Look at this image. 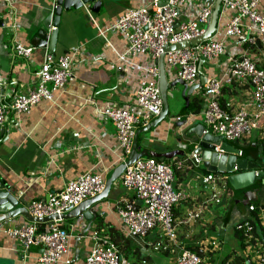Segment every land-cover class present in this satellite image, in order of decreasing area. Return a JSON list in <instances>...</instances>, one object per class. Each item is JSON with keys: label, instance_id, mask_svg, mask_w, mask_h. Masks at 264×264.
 <instances>
[{"label": "crops", "instance_id": "1", "mask_svg": "<svg viewBox=\"0 0 264 264\" xmlns=\"http://www.w3.org/2000/svg\"><path fill=\"white\" fill-rule=\"evenodd\" d=\"M49 1L17 0L15 12H12L0 0V78L3 88L26 92L36 82L46 50L35 48L29 59L16 55L12 51L13 34L9 22L13 20L17 23L15 39L25 46L31 45L32 37L48 14L44 8ZM141 1L100 0L97 12L90 10L92 3L76 10H62L54 55L76 52L73 58L76 79L55 93L54 103L41 101L28 114H9L6 116V126L3 123L0 129V178L5 180L15 195L26 201V205L32 200H46L49 193L59 191L66 181L82 173L92 172L105 177L121 162L114 152L115 129L110 121L105 122L99 117L97 109L107 102L132 105L133 94L126 79L134 81L137 72L131 70L125 76L121 71H112L111 65L117 64L113 49L122 52L126 44L116 32L100 36L96 25H108L117 14L137 7ZM86 9L90 10L91 18ZM260 9L264 10V1ZM260 47H264V40L249 50L250 55L257 56ZM135 59L143 64L148 62L147 56H137ZM220 62L209 64L211 68L207 70L202 64L201 69L207 76L226 77V56L221 57ZM167 79L168 82L175 80L169 76ZM181 89L176 86L171 89L176 94L171 97L173 101H168L169 118L142 138L139 137H148L149 142L143 145L148 150L164 154L172 150L184 152L183 155L164 159L173 168L174 189L182 193L173 209L176 241L170 242L159 229L152 230L144 241L125 236L116 206L119 201L132 198L133 194L123 187L121 177L113 182L107 199L95 205V210L101 211L97 218L101 217L105 225L99 234L113 240L125 257L137 264H175L179 247L194 248L199 244L205 246L202 255L204 264H221L228 258L232 259V256L240 257L244 264H254L264 251V230H251L250 235L245 237V247L242 249L236 224L246 220L256 206L258 216L264 217V189L253 193L256 203L241 202L238 198V195L241 198V194L228 184L226 174L208 172L202 164L196 166L193 163L191 154H187L193 149V138L185 133L202 122L198 113L186 112L187 105L181 98ZM199 92L201 97L193 92L189 102L194 98L202 102V88ZM81 99L94 100V109H81ZM249 99L248 84L224 80L219 96L222 107L236 110ZM181 115L188 116L186 123L172 129V122ZM242 141L233 145L242 151L244 159L254 161L257 156L264 158V118H261L258 128L250 137ZM208 174H212L213 179L206 181ZM261 180L256 178L254 182ZM249 205H254L255 209L250 211ZM97 218L84 234L82 243L77 238L87 225L84 220L60 222L71 234L74 264H82L89 254L92 247L90 236L97 231ZM26 223L30 222L16 216L3 221L1 226ZM260 223L264 228V218ZM76 249L78 254L75 259ZM40 254L41 250L37 247L24 251L17 241L0 231V264H38Z\"/></svg>", "mask_w": 264, "mask_h": 264}, {"label": "built area", "instance_id": "2", "mask_svg": "<svg viewBox=\"0 0 264 264\" xmlns=\"http://www.w3.org/2000/svg\"><path fill=\"white\" fill-rule=\"evenodd\" d=\"M208 1L142 0L137 7L117 14L108 25H96L100 36L116 32L126 44L122 52L113 49L117 64L111 65L112 71H121L125 76L131 70L137 72L134 81L129 82L130 79L125 78L132 90V105L107 102L97 109L99 117L105 122L110 121L115 129L114 152L121 162L130 152L136 130L152 122L162 112L156 63L160 55H163L166 77L181 79L189 86L199 82V63L219 64L220 58L226 56L227 76L208 75L201 87L203 100L198 114L204 133L221 135L224 141L234 144L250 137L258 128L261 118H264V47L259 48L257 56L249 53L251 48L264 40V10L260 9L264 0H220L215 30L208 39L195 45L164 51L165 46H174L204 35L212 12V4ZM2 2L15 12L17 0ZM86 13L91 18L89 9H86ZM9 28L13 34L12 51L29 59L35 48L15 39L17 23L13 20L9 22ZM75 54L66 52L55 56L46 50L37 80L26 92L3 88L0 78V129L9 114H28L41 101L54 103L55 93L77 77L73 61ZM137 56H147L148 62L143 64L136 61ZM224 80L248 84L249 101L236 110L222 107L219 96ZM81 101V109H94V100ZM144 142L148 143L149 140L141 142L142 148L145 147ZM238 155H242L241 150ZM191 158L196 166L201 164V157L197 153L192 152ZM120 179L123 187L133 194L132 198L123 199L116 206L125 236L144 241L152 230L159 229L165 238L175 242L173 209L182 193L173 187L171 164L151 156L140 157L125 166ZM205 179L212 180V174H208ZM103 188L104 177L101 174L82 173L66 181L59 191L49 193L46 200L28 202L26 208L31 216L39 218L60 215L68 208L99 194ZM248 209L252 211L255 206L249 205ZM263 218V215L259 216L260 220ZM60 222L54 220L44 223L42 228L34 222L0 226V231L17 241L24 251L30 247L40 248L38 264H74L71 234ZM236 228L244 229L247 233L252 230L249 222H239ZM90 238L92 247L82 264H135L121 253L118 245L109 237L96 232ZM204 253V244L194 248L181 246L175 264H204ZM254 264H264V251Z\"/></svg>", "mask_w": 264, "mask_h": 264}, {"label": "water", "instance_id": "3", "mask_svg": "<svg viewBox=\"0 0 264 264\" xmlns=\"http://www.w3.org/2000/svg\"><path fill=\"white\" fill-rule=\"evenodd\" d=\"M212 4V12L209 18L207 29L203 36L191 41L182 42L180 44L171 46H165L164 51L175 50L186 47L188 45H195L200 41L208 39L215 30L216 19L218 16V10L220 0H209ZM92 3L90 10L97 12L100 6V0H51L44 8L48 12L47 16L41 23V28L37 30L32 37L30 44L34 48H43L50 54L54 55L55 45L58 36V27L60 21V15L62 10L69 11L70 9H80L85 5ZM53 27V29L51 28ZM159 69L158 87L160 99L162 102V112L152 122L146 126L137 129L131 144V149L128 156L124 161L120 162L116 167L110 170L104 177V188L99 194L90 197L78 205L68 208L60 215L53 214L46 217L31 216L26 208V201L19 198L10 190L9 185L4 179L0 178V226L3 221L10 220L11 217L22 216L27 222L44 224L51 221H63V220H84L87 225L82 234L77 238V241L81 240L84 234L89 230L93 220L101 213L100 210H95V205L107 199L108 193L111 189L113 182L121 177V174L126 165L133 163L140 157L151 156L164 161L165 158H171L175 155H183L184 152L178 150H172L169 153H157L147 148L141 147V141L139 137L150 132L152 128L165 121L170 115L169 99L174 95V91L171 90L176 85L180 86L181 98L185 101L186 105L189 103V97L195 91L200 89L206 81L207 75L202 71L201 67L203 63L198 65L199 82L188 86L187 83L181 79H175L172 82H168L163 64V55L157 60ZM178 88V87H176ZM176 93V92H175ZM188 116L181 115L175 122H172V129L176 126H181L186 123ZM7 118H5L4 127L6 126ZM169 118V117H168ZM173 121V120H172ZM186 136L193 138V149L187 152V154L197 153L201 157V164L208 172H218L226 174V180L232 189L237 190L241 194V198H238L241 202L248 204L256 203V199L253 197L254 192H258L260 189H264V158L257 156L256 160L249 161L238 155L239 149L233 144H230L223 140L221 135H214L210 133H204V126L199 124L196 127L189 129ZM149 140V139H148ZM218 149V150H217ZM203 178V177H202ZM256 178H262L258 182H254ZM76 241V243H77ZM77 249L75 259L77 257ZM75 262V260L73 259Z\"/></svg>", "mask_w": 264, "mask_h": 264}, {"label": "trees", "instance_id": "4", "mask_svg": "<svg viewBox=\"0 0 264 264\" xmlns=\"http://www.w3.org/2000/svg\"><path fill=\"white\" fill-rule=\"evenodd\" d=\"M199 99L198 98H194L192 99L188 105L186 106V112L188 113H198L200 110V104H199ZM259 211L257 210V206H256V210H254L253 212L250 213L249 217L246 220H243L241 222H249L252 226V231L256 230V229H260L261 231L264 230L263 226L260 223L259 220V216H258ZM96 227H97V233H99V231L101 230V228H104L105 225L103 224V221L100 218L96 219ZM39 228H42L45 224H38ZM63 227V226H62ZM237 236L240 237V239L242 240V249L245 247L244 244V240L246 236H249L250 234L247 233L244 229H239L236 231ZM247 238V237H246ZM135 264H137L135 262ZM221 264H244L243 260L238 257V256H232V259H226L224 261H222Z\"/></svg>", "mask_w": 264, "mask_h": 264}, {"label": "rangeland", "instance_id": "5", "mask_svg": "<svg viewBox=\"0 0 264 264\" xmlns=\"http://www.w3.org/2000/svg\"><path fill=\"white\" fill-rule=\"evenodd\" d=\"M203 67H204L205 70H207L208 67L211 68V66H210L209 64H207V63H204ZM176 87H180V86L176 85ZM175 92H176V91H174V93H175ZM175 94H176V93H175ZM193 94H194L195 96H197V97H201V94H200V92H199V89H198V90H195ZM170 101H173V99H172L171 97H170ZM185 106H186V105H185ZM140 138H142V136H141ZM242 140H243V139H240V140H238L237 142H243ZM82 240H83V239L79 240V242L81 241V243H82ZM121 250H122V249H121ZM121 250H120V251H121ZM121 253L124 254L123 251H121ZM124 255H125V254H124ZM136 256H139V254H137ZM128 259L130 260V258H128ZM131 261H132V260H131ZM132 262H136V261H132Z\"/></svg>", "mask_w": 264, "mask_h": 264}, {"label": "clouds", "instance_id": "6", "mask_svg": "<svg viewBox=\"0 0 264 264\" xmlns=\"http://www.w3.org/2000/svg\"><path fill=\"white\" fill-rule=\"evenodd\" d=\"M125 256V255H124ZM127 258V257H126ZM135 263V262H134Z\"/></svg>", "mask_w": 264, "mask_h": 264}]
</instances>
